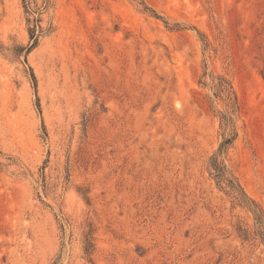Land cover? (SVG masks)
Here are the masks:
<instances>
[{
    "label": "rangeland",
    "instance_id": "rangeland-1",
    "mask_svg": "<svg viewBox=\"0 0 264 264\" xmlns=\"http://www.w3.org/2000/svg\"><path fill=\"white\" fill-rule=\"evenodd\" d=\"M251 202L264 0H0V264H264Z\"/></svg>",
    "mask_w": 264,
    "mask_h": 264
},
{
    "label": "trees",
    "instance_id": "trees-1",
    "mask_svg": "<svg viewBox=\"0 0 264 264\" xmlns=\"http://www.w3.org/2000/svg\"><path fill=\"white\" fill-rule=\"evenodd\" d=\"M38 32H40L41 34L43 33L42 27L38 26L37 29H31V40L34 42V45L38 42V37H39ZM31 47H32V45H31ZM32 76H33L34 82H36V79H35V76L33 73H32ZM232 141H233V138L226 139L225 142L221 145V151L225 150L227 148V146L232 143ZM212 166L216 172V175H215L216 179L221 183L227 184L231 190V193L233 195H235V197L240 201V203L242 205H245V206L248 205L249 201L247 199L246 194L243 192V190L239 186V184H237L235 182V180L230 179V177H228L227 170L223 166V164L220 163L217 158H214L212 161ZM251 206L252 207H250V208H253L251 210L254 213L255 220H256L258 228H259L257 231V236H259L264 243L263 215H262L261 211L258 209V207L253 202H251Z\"/></svg>",
    "mask_w": 264,
    "mask_h": 264
}]
</instances>
